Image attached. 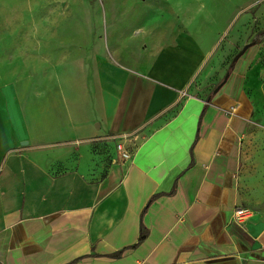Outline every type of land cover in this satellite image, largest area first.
Segmentation results:
<instances>
[{
	"label": "crops",
	"instance_id": "1",
	"mask_svg": "<svg viewBox=\"0 0 264 264\" xmlns=\"http://www.w3.org/2000/svg\"><path fill=\"white\" fill-rule=\"evenodd\" d=\"M234 12L163 11L149 26L171 37L156 49L137 40L112 55L98 42L90 121L58 76L12 85L0 100V264H264V181L243 168L256 53L213 95L200 84ZM240 206L253 216L236 219Z\"/></svg>",
	"mask_w": 264,
	"mask_h": 264
},
{
	"label": "rangeland",
	"instance_id": "2",
	"mask_svg": "<svg viewBox=\"0 0 264 264\" xmlns=\"http://www.w3.org/2000/svg\"><path fill=\"white\" fill-rule=\"evenodd\" d=\"M166 10H235L228 26L216 34L221 39L216 47L221 49L220 58L205 69L200 84L204 90H215L224 79L218 71L222 67L228 71L244 46L256 53L251 66L256 119L244 140L243 168L264 181V0H0V100L22 77L58 76L71 92L76 117L93 120L96 111L88 106L95 102L99 108L96 44L109 45L112 55L116 46L119 52L130 51L137 40L144 49L149 44L156 49L170 41V30L154 31L157 26L149 23ZM244 11L249 18L237 24ZM174 24L170 26L177 29ZM152 33L160 34L159 39ZM230 36L232 40H227ZM143 108L141 100L136 111L126 115L127 131Z\"/></svg>",
	"mask_w": 264,
	"mask_h": 264
},
{
	"label": "built area",
	"instance_id": "3",
	"mask_svg": "<svg viewBox=\"0 0 264 264\" xmlns=\"http://www.w3.org/2000/svg\"><path fill=\"white\" fill-rule=\"evenodd\" d=\"M117 148L121 154V157L124 160H128L131 158L132 154H131L130 150L128 148H126V146L123 143H118ZM253 214H254V211L251 208L246 207V206L237 207L235 210V217H236V219H238L240 221H244V220L252 217Z\"/></svg>",
	"mask_w": 264,
	"mask_h": 264
},
{
	"label": "water",
	"instance_id": "4",
	"mask_svg": "<svg viewBox=\"0 0 264 264\" xmlns=\"http://www.w3.org/2000/svg\"><path fill=\"white\" fill-rule=\"evenodd\" d=\"M248 46H244L242 48V50L234 57L232 62H236L238 61V59L245 53V51L247 50ZM230 73H227V75L225 76L224 80L216 87V91L222 86V84L228 79ZM98 128L100 127L99 124L96 125Z\"/></svg>",
	"mask_w": 264,
	"mask_h": 264
},
{
	"label": "trees",
	"instance_id": "5",
	"mask_svg": "<svg viewBox=\"0 0 264 264\" xmlns=\"http://www.w3.org/2000/svg\"><path fill=\"white\" fill-rule=\"evenodd\" d=\"M253 44H255V42H253L252 44H250L249 47L252 46ZM234 66H235V62H232L231 65H230V67H229V70H228L227 73H231L232 70H233V68H234ZM217 86H218V85H217ZM217 86H216V87H217ZM215 91H216V88H215V90H213V91L211 92V94L213 95V94L215 93ZM143 238H144V237L142 236V239H143Z\"/></svg>",
	"mask_w": 264,
	"mask_h": 264
}]
</instances>
